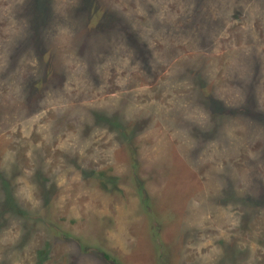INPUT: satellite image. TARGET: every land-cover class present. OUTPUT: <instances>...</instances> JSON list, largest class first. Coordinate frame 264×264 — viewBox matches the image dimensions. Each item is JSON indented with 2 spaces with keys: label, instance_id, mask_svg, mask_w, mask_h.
I'll list each match as a JSON object with an SVG mask.
<instances>
[{
  "label": "rangeland",
  "instance_id": "374dc122",
  "mask_svg": "<svg viewBox=\"0 0 264 264\" xmlns=\"http://www.w3.org/2000/svg\"><path fill=\"white\" fill-rule=\"evenodd\" d=\"M0 264H264V0H0Z\"/></svg>",
  "mask_w": 264,
  "mask_h": 264
}]
</instances>
